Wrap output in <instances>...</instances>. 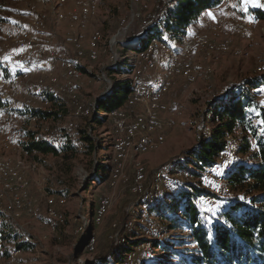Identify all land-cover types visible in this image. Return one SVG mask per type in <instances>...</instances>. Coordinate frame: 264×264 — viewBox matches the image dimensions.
I'll return each instance as SVG.
<instances>
[{"label":"rangeland","instance_id":"1","mask_svg":"<svg viewBox=\"0 0 264 264\" xmlns=\"http://www.w3.org/2000/svg\"><path fill=\"white\" fill-rule=\"evenodd\" d=\"M83 1L86 2L87 0ZM170 1L161 5L162 0H96L97 13L85 22H78L77 25L70 23L67 18L63 21L56 18L58 6L65 13L76 11L73 5L74 0H66L63 6L58 4V0L0 1V16L5 21L0 24V54L4 50L5 36L9 32L28 29L31 21L36 18L43 16V20H45L43 22L45 26H42L39 32L34 33V37L38 41L34 38L36 41L33 44L34 48L32 47L28 51L31 60L29 71L20 73L21 79L13 85L11 83V88L8 87L9 89L5 88L0 91V103L7 104L6 107H0L2 114H0V133L5 132L6 134L4 135L5 139L0 134V165L5 160L22 162L24 167L21 168L20 175L26 179V193L38 208L36 217L31 216L25 210L18 217L12 216L8 209H5V206L3 212L0 211V225H2L0 232L3 237V241L0 240V244H2V246L0 245V264H94L96 257L106 253L112 244L123 246L122 242L126 239L119 240V231H125L124 224L134 219L138 211L135 207L137 200L133 203L134 196L129 192L132 186V163L134 160L126 161L123 176L115 187L106 186L113 158L111 147L113 126L111 121L101 118L99 123L92 126L91 137L100 140L102 145V148H98L96 153L92 155L83 154L81 149L58 156L34 152L29 154L22 150L20 143L25 141L28 132L34 133L37 138H48L49 135L61 130L65 131L64 133L74 131L75 128L67 132L66 127L69 123L73 122L74 125L79 126L84 122L82 117L75 115V109L69 102L70 98L58 90L61 84L63 85L67 80L64 72L47 61L45 63V59L40 55L42 50L57 49L60 55L73 61L76 68L83 70L80 79L75 82L76 97L85 107L91 104L96 106L98 100L111 93L116 82L127 80L135 68L130 58L124 61L118 60L121 56H129V47L133 45L134 40L144 32H152L158 35L165 32L163 25L159 27L157 25L160 13L169 5ZM256 9L264 10V2L248 0L245 3L244 0H239L236 5L238 16L250 20L246 29L247 33L244 35L233 30L234 27L228 22L225 24L224 31L219 35H213L208 31L206 27L208 22L217 16L226 17L221 6L215 8L216 12L212 14V17L207 15L203 19H199L195 23H199V27L194 26L189 30L187 29L185 34L199 33L198 35L211 42L219 40V37L226 38L231 44V50L227 53H213L209 57L198 53L194 56L197 70H200L196 82L187 84L181 79L174 81L167 95L170 103H168L169 112L175 120V126L164 130L162 134L164 140L161 145L138 158L145 170V175H147V182L151 179L152 172L162 166H170L174 161L186 159L187 153L195 149L200 140L213 130L215 112L210 109L211 103L225 96L227 91L232 88L240 86L244 80L263 74L264 20L256 19L252 13V10ZM134 11L140 16L136 22H132L131 17V13ZM154 13L155 15H153ZM147 20H150L149 24H147ZM148 25L151 26L145 30L143 26ZM124 30L125 32L122 34L121 31ZM93 31L100 32L102 35L97 60L91 62L86 57L77 59L72 48L64 43V38L69 34L82 33L85 35L84 41H86L85 39ZM121 39L126 42L117 41L115 43L116 40ZM172 42L170 47L174 50H180L181 42H174L173 40ZM85 43L83 44L84 51H86ZM114 43L115 46H113ZM112 53L117 57L115 61L111 60ZM207 69L209 72H206ZM48 73H53L57 77L56 84L48 82ZM161 73L162 67L159 66L155 71L146 73L145 77L151 78L155 74L161 75ZM5 78L7 77L5 76ZM44 88L47 92L51 91L63 105V109L67 111L66 115L61 114L55 122H37L36 119L32 121V117L29 118V115H25L23 112L24 107L47 109L50 106L47 101L45 105L40 96L35 98L37 93L43 91ZM262 94L264 95L263 92ZM234 132L230 134L232 135L229 139L230 142L241 137V131H239L240 135H234ZM234 144L239 145L240 142L235 141ZM239 154L244 158L243 164L238 162L240 165L253 163L245 154L241 155L240 152ZM97 165L101 166L98 172H96ZM203 174L204 170L200 178L201 187L206 190ZM221 174L226 179L229 176V173L223 171ZM193 178L196 180L195 177ZM0 181L2 182L1 173ZM149 183L151 184L152 180ZM229 190L231 196L228 197L227 201L232 197L240 200L245 199H242L244 195L240 189L234 188L233 195L231 189ZM205 192L207 195V191ZM45 197L47 199L51 197L52 202L49 205ZM101 197L102 199L108 198L110 206L101 216L100 223L91 228L89 218L93 214L94 218L96 217L97 205L101 199L98 202L97 200ZM61 199L64 200V203H60ZM163 201L165 202L163 199L154 206L155 202L152 205V207L154 206L153 209L145 206L141 208L145 213H150L148 221L157 223L160 228L166 229L167 236L162 244L169 248L173 247L175 241L182 238L180 236H185L186 232L180 229H171L170 218L173 214L171 212L164 213L159 208ZM227 201L226 205L228 204ZM50 211L53 214H50ZM50 223L53 225L55 223V226ZM80 227L83 228L81 231H79ZM88 229L94 232V234L92 233L93 236L95 235L93 252H89L85 247V239L88 234L91 235ZM125 229L126 232H129L127 228ZM136 229L139 232V227L134 230ZM115 235L117 236L115 237ZM10 249L19 250V253L14 257L9 256L8 251ZM141 261L142 264H163L165 261H170V256L167 251L163 252L161 247L153 248L152 246L147 254L141 255Z\"/></svg>","mask_w":264,"mask_h":264},{"label":"bare ground","instance_id":"2","mask_svg":"<svg viewBox=\"0 0 264 264\" xmlns=\"http://www.w3.org/2000/svg\"><path fill=\"white\" fill-rule=\"evenodd\" d=\"M234 1L235 0H226L225 2H223V4L221 5L222 12L227 14L229 3H232ZM65 3L66 0H58V4L60 6H63ZM89 3H91L90 6H88L87 1L84 2L83 0H74L73 5L76 11L71 13H65L64 10H62V8L58 6L56 10V18L59 21H63L67 18L70 23H76V25L78 22H85L87 19L97 13L96 0H89ZM135 16H138L137 18L140 17L139 13H137L136 11L131 13L132 20L133 18H135ZM43 19V16L38 19L36 18L31 21L30 27L28 29L12 31L5 36V47L0 54V91L2 89L4 90L5 88L10 87L11 83L13 85L14 83H16V81L21 79L20 73L29 71L31 60L28 55V51L33 47V44L36 43V41H34L36 39V37H34V33H36L37 31L39 32L41 27L45 26L43 25V22H45V20ZM240 21L241 18L238 16V14L232 13L229 14L227 19L208 22L206 24V27L209 32L213 33V35H219L222 31H224L225 24L228 22L234 27V29L232 28L233 30H235L240 35H244L245 33H247L246 29L249 26V23L241 22V25H239ZM150 26L151 25L145 26L144 29L146 30ZM198 34L192 33L190 35H183L179 40V42H181L180 50H174L170 47L173 42L168 38L161 39L152 34L149 36L147 32H144V34L137 37L134 40L133 45L129 47V56H121L118 59L120 61H124L125 59L130 58L134 63V69H136V65L140 64L141 54H144L146 49H148L149 46L153 45V56H151L150 72L155 71L159 66H161L162 73L161 75L155 74L151 78L145 77L146 73H144V82H139V93L137 95V99L134 101V103H129V110L134 113H128L127 115L122 116V118L116 119V126H124L125 123L132 124L134 126V131H136L137 134L135 146L134 144H132L131 139H124V141L121 143V149L117 154V147L115 142L117 140V133L116 126L113 121V116L122 115V109L123 107H125L126 101L129 99V95L122 106L110 109L105 113H99L100 120H102L101 118H106L111 121L113 126V139L111 145L113 158L111 162V168L109 169L106 186H108L109 188L115 187L116 183L120 181L123 176V170L125 168L126 161L133 159L134 161L132 163V167L134 175L132 174V186L130 187L129 192L134 196V192H137L138 189L141 188L140 196L137 198V203H135V207H137L138 209L136 216L134 219H131L130 222L125 223L123 227L125 231V228H127L129 232L134 230L136 227H139L137 239H139L140 242L132 247L131 244L134 240H132L131 238H128L123 242L121 241L123 243L122 247L124 249L130 248V251L128 250L129 252L125 253V258L122 263L115 262V264H142L141 255L147 254L151 250L152 242L163 241L166 239V230L160 228L159 224L148 221V219H150V213H145V211L141 207L145 206L151 208L152 205L157 201V199L168 194H176L181 189H184L189 184H191L193 180H195L190 170H188L187 168L172 169L169 165L162 166L161 168H159L158 172H156L158 169L152 172L153 178L152 183H149L150 185L148 184V187L150 189V191L148 192V187H143V185L147 183V175H145V170L140 161H138V158L155 150L159 145L163 143V135L156 137L158 136V128H164L165 130L167 128H172L175 126V120L173 119L172 115L169 114L168 117L165 118L163 116L165 114L164 108L156 105V97L154 96L158 95L163 85L168 83V88H172L174 81L177 79H181L187 84H193L198 79V71H200L197 70L198 68L194 63L195 55H198V53H202L205 57H209L213 53H227L231 50V44H229V40L227 41L225 36V39L219 37V40L211 42L208 41L207 38L204 39ZM84 36L85 35H83L82 33L69 34L64 38V43L72 48V52L77 59H83L86 57L91 62L95 61L98 57L99 45L101 43L102 35L100 32L93 31L90 33L88 38L85 39L86 41H84ZM212 36H210V38H212ZM192 38H194V49L190 54H188V59L180 60L179 62H177V69H183V71H172L174 59L179 58L181 52H185L186 50H188V44H192ZM84 42H86V51H84L83 47ZM91 44L92 48L90 49ZM15 47L18 48L20 53L19 62H15V56L13 55ZM40 55H42L45 59V63L47 61L49 64L58 67L64 72L67 80L63 85L61 84L58 90H60L62 94L64 93L70 98L71 101L69 100V102H71V106L73 105L74 108H72L75 109V115L80 117H89V115L91 116V113H94L96 110L95 105L93 104L89 108L85 107L79 102L80 100H78V97H76L77 93L75 82L80 79L81 71H79L75 67L73 61L60 55L57 49H51L50 51L42 50L40 52ZM116 58V55L112 53L111 60L113 59V61H115ZM21 64H23V66H21ZM134 69L131 71L128 77L131 88L129 94H136L138 91L137 79L139 78V71H136ZM185 72H192V74H190L189 76H185ZM206 72H209V70L207 69ZM29 74H31V72H29ZM5 76L7 78H5ZM169 77H171L172 81H169ZM47 80L50 84L57 83V77L53 73H48ZM37 96L39 95H36L35 98H37ZM257 96V105L250 111L248 118L251 120V123L255 127L258 135L264 136V95L262 94L261 96L259 94ZM44 104L46 105L47 102L44 101ZM31 120L33 121L35 120V118L32 117ZM164 125L168 126L164 127ZM74 128H76V125H74V123L72 122L67 125L66 130L67 132H69ZM239 131L240 130H236L234 132V135H240ZM1 135L4 136L6 134L5 132H3ZM151 137L156 138L151 139ZM231 137L232 135L226 137L228 142H230L229 139H231ZM46 139H48L47 141L49 145L55 148L58 147L61 142L60 133L54 132ZM251 143L252 145H254L253 141ZM242 160H244V158L240 156L239 152L235 148L229 147L220 152L215 157L214 163L211 166L204 169V174L202 176L205 182V191H207V195L202 198L201 201L199 200L201 202V204H199L200 212L204 220H208L216 213L225 210L226 201L228 200V197L231 196L229 190L231 188H229L228 180L221 174V171L230 174L232 172L233 164L236 162H241L243 164ZM12 161L5 160L0 165V173L2 178V182L0 181V211L2 213L5 206V209H8L9 214H11L12 216L18 217L20 216V213L22 215V211L25 210L31 216L36 217L38 208L30 199V197H28V194L26 193L27 183L25 179L20 175V170L24 166L19 160H14L15 162ZM250 164H252V162ZM247 165H249V163ZM214 175H217L215 180H213ZM50 198L51 197H49V199L46 198L48 205L52 202V199ZM103 199H106V203H104L103 208L96 210L95 218L94 214L89 218V226L91 228H93V226L95 225L97 226L98 223H100L99 221L101 216L110 206L109 199ZM60 203H64V200L61 199ZM97 207H102V199L99 201ZM50 214L53 213L50 211ZM53 226H55V223ZM82 229L83 228L80 227L79 231H81ZM90 230L89 233L91 235L88 234L86 239L84 238V236L83 238L85 239L86 249L89 252H93L95 239L92 235V233L94 234V232ZM0 245L2 246V244ZM18 253L19 250L15 249H10L8 251V255L12 257L16 256Z\"/></svg>","mask_w":264,"mask_h":264},{"label":"trees","instance_id":"3","mask_svg":"<svg viewBox=\"0 0 264 264\" xmlns=\"http://www.w3.org/2000/svg\"><path fill=\"white\" fill-rule=\"evenodd\" d=\"M225 1L171 0L160 13L157 25L158 27L163 25L165 32L161 30L162 35L152 32L148 34L177 42L204 12L221 6ZM252 13L256 19L264 20V10H252ZM4 22L0 16V24ZM78 70L83 71L80 68ZM262 88H264V72L244 80L240 86L232 88L225 96L211 103L210 109L215 112L213 120L215 127L200 140L195 149L187 153L186 159L174 161L170 165L172 169L187 168L193 177L196 176V180L176 194L161 197L154 205L164 199L165 202L160 203L159 208L164 213L173 214L170 218L171 229L186 232L185 236H180L182 238L173 243V247H166L162 244L163 241L152 242L153 248L161 247L163 252L169 253L170 261H165L163 264H264V136L258 135L248 118L250 110L257 105V95L260 92L264 93ZM130 89L128 79L116 82L111 93L96 102L95 112L89 117H82L84 120L82 125L76 126L71 133H64L63 130L58 132L61 137V144L58 147H51L48 139L37 138L34 133L28 132L25 141L20 143L22 150L29 154L34 152L54 156L76 152L79 149L85 155L96 153L102 145L100 140L91 137L92 126L101 121L99 113L122 106ZM38 95L42 102L47 101L50 106L47 109L24 107L23 112L29 115V118L34 117L37 122H55L61 114L66 115V109H63V105L51 91L47 92L44 88ZM6 106L7 104L0 103L1 108ZM235 130L241 131V137L228 142L226 137L231 136L230 134ZM235 141L240 144L235 145ZM228 147L235 148L241 154H245L249 161H253L251 165L234 164L233 171L227 176L232 195L233 189L238 188L243 192L245 199L232 197L224 211L204 220L199 205L201 199L206 196L205 190L201 187V173L213 164L220 152ZM100 167L97 165L96 172L101 169ZM0 236L2 240L1 232ZM137 236V229L130 232L119 231V240L135 239L131 244L132 247L140 242ZM129 249H124L119 244H112L106 253L96 257L94 264L122 263Z\"/></svg>","mask_w":264,"mask_h":264},{"label":"built area","instance_id":"4","mask_svg":"<svg viewBox=\"0 0 264 264\" xmlns=\"http://www.w3.org/2000/svg\"><path fill=\"white\" fill-rule=\"evenodd\" d=\"M261 1L264 2V0H261ZM167 2H169V0H162L161 5L164 3H167ZM238 2H239V0H235L232 3H229V8L227 9L226 17L217 16L212 21H219L220 19H226L229 16V14L236 13V4H238ZM87 4H88V6H90L91 3H89V0H87ZM153 15H155V13ZM137 17L138 16H135V18H133L132 22H136ZM132 22H130V23H132ZM241 22H249L250 23V20L245 19V18H241L239 25H241ZM149 23H150V20H147V24H149ZM144 27L145 26H143V28ZM125 30L121 31L122 34H124ZM120 33H119V35H120ZM193 40H194V38H192V44H188V50H186L185 52H181V54L179 55V58L174 59L172 71H183V69H177V62H179L180 60L188 59V54H190L191 51L194 49L193 48ZM117 41H124V43L126 42L125 40L121 39V40H116L115 43ZM115 43L113 44V46H115ZM91 48H92V44L90 45V49ZM19 54L20 53H19L18 48L15 47V51L13 52V55L15 56V62H19ZM151 56H153V45L149 46L148 49H146V51L144 52V54H141L140 64L136 65V69H134L136 71H139V78L137 79L138 91L136 94H129V99L126 101V105L122 109V115L113 116V121L115 123V126H116V119L117 118H122V116L127 115L128 113H134V112H131L129 110V103H134V101L137 99V95L139 93V82H144V73H150ZM21 66H23V64H21ZM190 74H192V72H185V76H189ZM77 75H78V73H77ZM169 81H172L171 77H169ZM170 90H171V88H168V83H167V84L163 85V87L160 90V92L158 93V95L154 96V97H156V105H159V107H163L164 113H169V114H170V112H169L167 104L164 101V98L169 93ZM260 95L262 96V92ZM165 126H168V125H164V127ZM163 132H164V128H158V136H156V137L161 136L163 134ZM116 133H117V140L115 142H116V147H117V154H118L119 150L121 149V143L124 141V139H131L132 144H134V146H135V141L137 140V134H136V131H134V126L132 124L125 123L124 126H116ZM156 137H151V139H155ZM158 171H159V169L156 172H158ZM133 175H134V172H133ZM216 176L217 175L213 176V180H215ZM152 178H153V176L151 177V179L148 180L147 183H145L143 185V187H148V184H149V182H151ZM140 193H141V188L138 189L137 192H134L133 203L140 196ZM104 203H106V199H102V207H97V210L103 208ZM127 211H128V209H127ZM116 236L117 235H115V237Z\"/></svg>","mask_w":264,"mask_h":264},{"label":"crops","instance_id":"5","mask_svg":"<svg viewBox=\"0 0 264 264\" xmlns=\"http://www.w3.org/2000/svg\"><path fill=\"white\" fill-rule=\"evenodd\" d=\"M215 12H216L215 9H214V10H208V11L204 12V14H203L202 17L200 18V20L203 19V17H205V16H207V15H208V17H212V14L215 13ZM210 14H211V15H210ZM206 18H207V17H206ZM199 25H200L199 23H198V24H195V23H194L193 25H191L190 28H188V30L191 29V28H193L194 26H195V27H199ZM62 74H63V73H62ZM168 100H169L168 95H166L165 98H164V101H165V103L167 104V106H169V105H168V103H169ZM169 104H170V103H169ZM168 109H169V108H168ZM168 115H169V113H165L163 116L166 118V117H168ZM167 129H170V128H167ZM165 130H166V129H165ZM103 196H104V195H103ZM97 201H99V199H98Z\"/></svg>","mask_w":264,"mask_h":264},{"label":"snow or ice","instance_id":"6","mask_svg":"<svg viewBox=\"0 0 264 264\" xmlns=\"http://www.w3.org/2000/svg\"><path fill=\"white\" fill-rule=\"evenodd\" d=\"M244 2H245V3H247V2H248V0H244ZM254 6H255V5H254ZM210 15H211V14H210ZM242 199H243V198H242Z\"/></svg>","mask_w":264,"mask_h":264}]
</instances>
